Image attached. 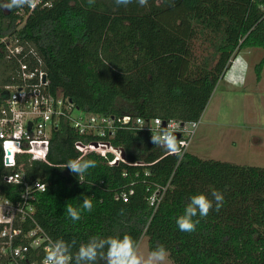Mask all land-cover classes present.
Wrapping results in <instances>:
<instances>
[{"label":"trees","instance_id":"trees-1","mask_svg":"<svg viewBox=\"0 0 264 264\" xmlns=\"http://www.w3.org/2000/svg\"><path fill=\"white\" fill-rule=\"evenodd\" d=\"M0 18L5 33H16L39 54L51 89L87 113L198 120L233 58L244 49H264V0H148L147 6L36 0L32 9L0 10ZM199 38L213 47L202 60L194 48ZM17 68L16 60L4 59L0 93ZM263 69L264 56L256 65L258 81ZM150 138L147 130L118 128L111 141L125 160L111 165L113 154L89 153L85 158L97 167L81 182L63 166L79 157L75 142L89 137L68 122L53 133L52 164L25 155L26 176L47 183L37 216L53 239L75 240L78 247L93 235L129 234L138 243L147 236L150 251L164 245L173 264H264V167L190 150L178 158ZM3 154L0 142V189L9 191ZM159 186L166 189L151 205ZM214 190L224 194L221 209L200 219L194 232L180 231L175 221L189 197L211 198ZM122 192L127 202L116 198ZM84 196L92 197L93 210L73 222L66 206L79 208Z\"/></svg>","mask_w":264,"mask_h":264},{"label":"built area","instance_id":"built-area-1","mask_svg":"<svg viewBox=\"0 0 264 264\" xmlns=\"http://www.w3.org/2000/svg\"><path fill=\"white\" fill-rule=\"evenodd\" d=\"M28 44L16 33H5L0 18V87L4 59L18 63V74L11 77L14 81L6 83L0 93V142L6 170L3 180L12 186L9 191L0 189V264H42L49 238L54 240L37 216L38 196L46 188L36 184L47 186V183L39 178L29 179L23 168L25 155L30 160L52 164L48 151L54 131L63 122L72 125L79 135L89 137L87 141L78 139L75 142L79 156L96 153L107 157L111 153L114 156L111 165L125 160L123 150L111 141L118 128L151 132L150 129L161 125L170 126L176 136L179 134L178 140L184 141V155L201 122V118L180 121L162 117L146 119L131 114L87 113L63 92L51 89L47 72L42 67L43 60ZM76 110L80 113L75 114ZM193 122L197 125L194 130ZM165 189L159 186L151 192V205L160 201ZM116 198L127 201L128 193L122 192Z\"/></svg>","mask_w":264,"mask_h":264},{"label":"rangeland","instance_id":"rangeland-1","mask_svg":"<svg viewBox=\"0 0 264 264\" xmlns=\"http://www.w3.org/2000/svg\"><path fill=\"white\" fill-rule=\"evenodd\" d=\"M194 48L200 60L213 51L202 38L195 40ZM263 56L264 49L256 47L244 49L233 58L203 112L189 148L192 153L264 167V69L260 81L256 74V65ZM241 77L243 83H236ZM139 246L140 252L147 255V236L141 238ZM167 264H173L169 257Z\"/></svg>","mask_w":264,"mask_h":264},{"label":"clouds","instance_id":"clouds-1","mask_svg":"<svg viewBox=\"0 0 264 264\" xmlns=\"http://www.w3.org/2000/svg\"><path fill=\"white\" fill-rule=\"evenodd\" d=\"M140 6H147L148 0H135ZM133 3V0H115L117 6H127ZM88 4L94 5L95 0H88ZM36 0H0V10H9L21 8H34ZM243 83V77L236 82ZM197 127L192 123L193 130ZM151 130V142L158 147L163 148L169 154L182 158V146L184 141L178 140L175 130L170 126L161 125L157 129ZM97 167V162L93 159H87L81 155L74 159H69L63 166L72 174L76 175L81 182L89 169ZM37 187L47 188L46 185L36 184ZM127 202V201H126ZM224 203V194L219 190L211 192V198L205 193L194 194L189 197L184 211L176 218V225L182 232L192 233L196 230L200 219L209 215L215 208L219 211ZM93 210V199L90 196H84L79 208L71 205L66 206L68 217L73 221H79L84 212ZM124 214V210H120ZM75 240L70 243L64 239L52 240L49 238L48 246L45 250V256L42 264H167L169 251L162 244L157 245L149 251L147 255L140 252L139 243L129 234L120 236L101 237L91 236L87 242L80 243L76 247ZM76 251L73 252V248Z\"/></svg>","mask_w":264,"mask_h":264},{"label":"water","instance_id":"water-1","mask_svg":"<svg viewBox=\"0 0 264 264\" xmlns=\"http://www.w3.org/2000/svg\"><path fill=\"white\" fill-rule=\"evenodd\" d=\"M179 137V134H177V138ZM122 157L124 158L125 157V155H124V153L122 154Z\"/></svg>","mask_w":264,"mask_h":264}]
</instances>
